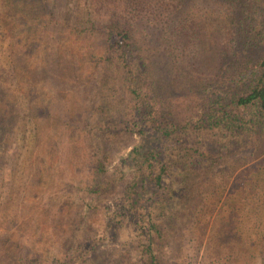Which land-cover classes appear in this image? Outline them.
<instances>
[{
    "label": "trees",
    "instance_id": "trees-1",
    "mask_svg": "<svg viewBox=\"0 0 264 264\" xmlns=\"http://www.w3.org/2000/svg\"><path fill=\"white\" fill-rule=\"evenodd\" d=\"M137 1L154 6L151 13L156 15L161 0ZM169 1L178 2L176 16L191 0ZM207 1L213 5L207 17L212 22L206 20L201 25L223 26L230 34L228 46L218 56L220 61L231 62L234 71L223 81L215 76L210 81L211 88L205 90L207 95L200 86L185 96L190 100L193 92L199 95L200 103L195 107L203 109L197 119L188 116L176 121L171 114L165 115L172 98L166 103L159 99L151 79L140 70V23L134 25L121 14L110 24H92L90 30L102 35L101 43L108 53L105 60L121 68L125 91L130 95L124 110L108 109L106 125L116 135L124 132L139 139L120 159L111 179L101 181L109 173L105 161L92 164L100 181L91 192L100 198L91 207L101 216L102 225L86 226L81 233L83 242L74 253L69 251L73 247L66 245L59 264H88L98 248L114 243L124 249L140 250L138 264H162L164 250L173 238L191 234L192 240L202 243L206 229L195 227L203 216V207L213 213L215 198L206 187L211 177L218 175L220 163L229 168L230 174L233 168L251 163L256 168L241 201L234 205V214L247 203H264V0ZM60 2L63 4L52 0H0L1 144L5 140L8 145L26 143L28 129L44 128L53 122V117L80 122L74 114L57 107V92L47 98L41 88L34 96L28 81L35 78L37 71L52 85L66 81L74 56L70 46L63 48L61 43L83 25L69 9L70 13L65 11L68 1ZM149 26L159 39L158 24L152 22ZM212 57L217 59V54L212 52ZM18 156L16 148L12 163ZM25 164L31 163L25 159ZM9 168L8 165L5 171ZM1 170L4 169L0 167ZM118 184L122 190L113 199L115 209L111 212L104 205L110 188ZM2 187L0 179V190ZM212 227L213 246L211 242L208 245L228 261L238 247L233 230L221 214L215 217ZM11 243V239H1L0 247L8 253L4 255L5 264L42 263L40 257L31 259L24 253L12 256ZM259 245L258 251L248 250V261L260 258L264 264V233Z\"/></svg>",
    "mask_w": 264,
    "mask_h": 264
},
{
    "label": "rangeland",
    "instance_id": "rangeland-1",
    "mask_svg": "<svg viewBox=\"0 0 264 264\" xmlns=\"http://www.w3.org/2000/svg\"><path fill=\"white\" fill-rule=\"evenodd\" d=\"M67 1L65 11L69 9L85 29L73 30V34L62 40V47L69 45L74 56L66 81H55L52 85L41 78L39 71L28 81L34 96L41 88L47 92V98L57 92V107L74 114L80 122L53 117V122L44 128L28 129V141L20 146L8 145V140L0 143V167L4 169L0 171L3 186L0 245L1 239H11L12 256L24 253L31 259L40 257V264H59L66 245L73 247L69 251L74 253L83 242L81 233L86 226L102 225L101 216L92 211L100 198L91 192L100 181L92 171V164L105 161L109 173L101 181L111 179L120 159L139 139L124 132L116 135L106 125L108 109L124 110L130 95L125 91L121 68L105 60L108 53L101 43L102 35L98 30H90L92 24L98 27L110 24L121 14L134 25L140 23V70L151 79L159 99L166 103V99L172 98L165 115L171 114L176 121H184L188 116L197 119L202 113L203 108L195 107L200 103L199 95L193 92L190 100L185 98L193 88L197 90L201 86L206 93L215 76L223 81L234 71L231 62L220 61L218 56L228 46L230 34L223 26L201 25L206 20L212 22L207 17L211 16L213 5L207 0H191L176 16L177 1L161 0L156 15L151 13L154 6L139 4L137 0ZM52 2L63 4L60 0ZM152 22L158 24L159 39L149 26ZM212 52L217 54V59L212 57ZM16 148L19 156L12 163ZM25 159L31 164H25ZM8 165L10 168L5 171ZM216 172L218 175L212 176L206 187L215 198L213 213L203 207V216L195 227L206 229L202 243L192 240L191 234L173 238L164 250L162 264H261L260 258L248 261V250H259L264 233V203H247L233 212L234 205L247 190L249 177L256 172L255 165L233 168L230 174L229 168L220 163ZM121 190L118 184L108 192L110 196L104 207H109L111 212L115 209L113 199L119 197ZM218 214L226 218L238 244L228 261L210 248L212 225ZM140 253V250L124 249L120 243L103 245L88 264H138L136 256ZM7 254L0 247V264H5Z\"/></svg>",
    "mask_w": 264,
    "mask_h": 264
}]
</instances>
